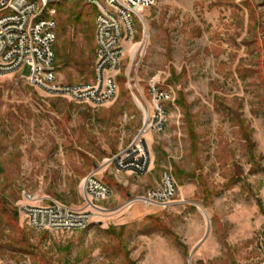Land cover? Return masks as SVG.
Masks as SVG:
<instances>
[{"label": "rangeland", "instance_id": "rangeland-1", "mask_svg": "<svg viewBox=\"0 0 264 264\" xmlns=\"http://www.w3.org/2000/svg\"><path fill=\"white\" fill-rule=\"evenodd\" d=\"M66 40L69 54L83 51L91 64L83 75L55 65L60 80L91 82L95 38L89 46L68 26ZM260 60L264 0H157L121 64L116 97L102 106L51 97L19 73L0 78V198L18 213L14 222L0 201V264H264ZM152 81L171 94L165 131L143 135L146 174L118 172L111 160L143 130L140 102H151ZM92 173L113 193L88 229L24 223V194L83 209L81 185ZM165 173L177 187L169 207H124L160 187Z\"/></svg>", "mask_w": 264, "mask_h": 264}, {"label": "built area", "instance_id": "built-area-1", "mask_svg": "<svg viewBox=\"0 0 264 264\" xmlns=\"http://www.w3.org/2000/svg\"><path fill=\"white\" fill-rule=\"evenodd\" d=\"M63 1L66 0H0V78L19 73L29 85L51 97L102 106L116 97L121 64L127 58L129 46L135 42L144 13L157 0H82L96 11L94 74L91 82L73 84L61 81L55 66L58 29L55 6ZM26 66L30 68L28 76L23 74ZM149 93L151 102L141 94L145 104L140 102L145 116L143 130L130 146L111 160L118 172L146 174L151 160L143 135L165 131L166 112L162 103L170 99L171 94L159 89L156 81L150 83ZM81 188L83 209L58 202L48 206L34 204L33 197L24 194L25 203L19 206L24 223L38 231L88 229L98 214L106 212L98 203L108 200L113 192L95 173L83 180ZM176 196V184L171 175L165 173L160 187L144 197L129 200L124 207L131 208L141 202L167 208L175 202Z\"/></svg>", "mask_w": 264, "mask_h": 264}, {"label": "trees", "instance_id": "trees-1", "mask_svg": "<svg viewBox=\"0 0 264 264\" xmlns=\"http://www.w3.org/2000/svg\"><path fill=\"white\" fill-rule=\"evenodd\" d=\"M82 0L79 2H69L68 0L63 1L62 3L58 4L56 7L58 11V29H57V42L54 47L55 51V65L56 66H63L64 69L74 68L80 74L83 75L85 71H87L88 66L91 64V60H87L85 57V53L80 51L76 53L73 50L72 54H69V47L72 45L71 40H66V31L68 26H73L77 34H83L84 40L86 44L89 46L92 45V42L95 38V15L96 11L94 8H87L81 3ZM87 8V9H86ZM253 9H250V13H253ZM253 21V19H252ZM257 24V22H256ZM256 38V37H255ZM257 39V38H256ZM260 38H258V43ZM74 46V45H72ZM258 65H261L259 73L263 76L264 80V61L258 62ZM183 94L179 93L178 98V105L182 106L183 103ZM182 101V102H181ZM2 202V211L7 213L9 216L12 217L13 221H17V212H13L10 210L4 198H0ZM22 235V234H21ZM23 243H27V239L22 235ZM13 248V245L10 244ZM28 250L32 247L28 246ZM22 253H26L23 249L20 250Z\"/></svg>", "mask_w": 264, "mask_h": 264}, {"label": "crops", "instance_id": "crops-1", "mask_svg": "<svg viewBox=\"0 0 264 264\" xmlns=\"http://www.w3.org/2000/svg\"><path fill=\"white\" fill-rule=\"evenodd\" d=\"M147 138H148V139H151V135H148ZM152 166H153V163H152Z\"/></svg>", "mask_w": 264, "mask_h": 264}]
</instances>
